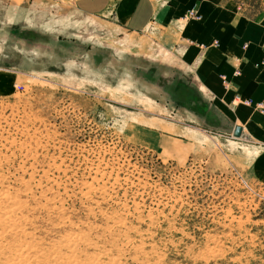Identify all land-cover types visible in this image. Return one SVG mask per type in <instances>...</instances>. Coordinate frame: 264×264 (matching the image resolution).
<instances>
[{"label": "rangeland", "instance_id": "374dc122", "mask_svg": "<svg viewBox=\"0 0 264 264\" xmlns=\"http://www.w3.org/2000/svg\"><path fill=\"white\" fill-rule=\"evenodd\" d=\"M216 2L264 21V0ZM166 33L0 0V264H264L255 144Z\"/></svg>", "mask_w": 264, "mask_h": 264}, {"label": "crops", "instance_id": "0c3cea01", "mask_svg": "<svg viewBox=\"0 0 264 264\" xmlns=\"http://www.w3.org/2000/svg\"><path fill=\"white\" fill-rule=\"evenodd\" d=\"M72 6L131 33L164 27L165 42L191 73L190 86L207 99L208 116L224 118L233 132L241 127L238 138L255 144L250 174L264 189V108L255 107L264 105V21L235 14L216 0H72ZM189 9L196 17L184 19ZM234 99L252 104L233 106Z\"/></svg>", "mask_w": 264, "mask_h": 264}, {"label": "built area", "instance_id": "2783aa9c", "mask_svg": "<svg viewBox=\"0 0 264 264\" xmlns=\"http://www.w3.org/2000/svg\"><path fill=\"white\" fill-rule=\"evenodd\" d=\"M195 15H196L195 11H194L193 9H191V10H189L187 16H185V17L188 18V17H190V16H195ZM239 73H240V68L237 66V68H236L235 71H234V75H235V76H238ZM222 80H223L224 82H227L224 76H222ZM235 101H236V99H234L233 102H235ZM243 103H245L246 105H251V104H252V102H251L250 100H246V99L243 100ZM255 107H256L257 109H259V110L262 111L263 108H264V105H263V103L259 102V103H256V104H255Z\"/></svg>", "mask_w": 264, "mask_h": 264}, {"label": "water", "instance_id": "95a60500", "mask_svg": "<svg viewBox=\"0 0 264 264\" xmlns=\"http://www.w3.org/2000/svg\"><path fill=\"white\" fill-rule=\"evenodd\" d=\"M240 133H241V127H236L234 132H233V135L235 137H239Z\"/></svg>", "mask_w": 264, "mask_h": 264}, {"label": "bare ground", "instance_id": "6f19581e", "mask_svg": "<svg viewBox=\"0 0 264 264\" xmlns=\"http://www.w3.org/2000/svg\"><path fill=\"white\" fill-rule=\"evenodd\" d=\"M5 197V196H4ZM5 214V213H4ZM14 214V213H13ZM11 216V215H10ZM11 220H13V218H11ZM14 228V227H13ZM84 236V235H83ZM71 242V241H70ZM73 242V241H72ZM77 243V242H76ZM74 245V244H73ZM59 255V254H58ZM61 255V254H60ZM72 255V254H71ZM46 257V256H45ZM113 261V260H112ZM111 261V263H115V262H112ZM119 261V260H118ZM50 262V261H49ZM103 263V262H102ZM99 264H101L100 262H99Z\"/></svg>", "mask_w": 264, "mask_h": 264}]
</instances>
